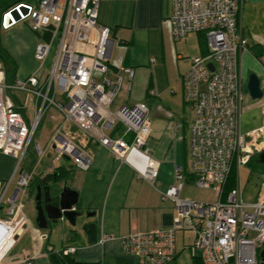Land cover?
I'll list each match as a JSON object with an SVG mask.
<instances>
[{"label":"built area","instance_id":"2783aa9c","mask_svg":"<svg viewBox=\"0 0 264 264\" xmlns=\"http://www.w3.org/2000/svg\"><path fill=\"white\" fill-rule=\"evenodd\" d=\"M244 0H171L170 20L174 39L185 38L191 32H203L209 53L190 58V67L183 76L184 99L193 108L190 125L189 151L191 174L198 188L215 192V202L181 199L179 192L186 177L180 167L174 172V182L162 195L174 200L176 215L169 226L150 231H136L122 235L120 250L135 258V264H171L178 249L176 231L190 230L193 241L189 249L202 264H259V252L264 249V197L252 202L243 199L239 186L225 192V185L233 163L239 169L252 156V147L264 150V123L250 131L240 130L243 89L240 76V55L248 51L242 37L239 14ZM100 0H39L34 6L19 3L2 15V26L7 27L29 19L34 32L50 31V42L39 41L34 57L44 60L50 44L57 39V53L50 75L42 84L31 75L17 80L14 87L35 93L57 106L66 120L79 134L57 130L50 141L52 165L64 156L74 158L82 170L91 164L87 142L104 146L117 159L129 163L139 177L153 182L158 174V161L145 147L150 135L151 120L144 103L133 106H111L125 82L130 89L134 74L132 67H122L110 77L109 52L112 46L111 30L97 20ZM26 7V11L20 9ZM17 16L12 15V11ZM264 70V55L259 59ZM212 65V68L208 66ZM0 63V151L14 155L18 163L29 147L34 127L29 128L5 95ZM45 89V93H44ZM60 90L64 103L54 96ZM52 92V96L48 93ZM120 125L129 140L114 135ZM111 132V134H107ZM39 155L44 151L35 144ZM32 175L23 172L18 179V192L9 202L8 215L21 210L20 195ZM5 190L0 183V203ZM18 200V201H17ZM18 203H17V202ZM11 223L15 232L25 216ZM12 235V237L14 236ZM44 236L41 235L40 239ZM101 238L100 242L110 239ZM75 251L63 249L64 254ZM24 258L23 261H29Z\"/></svg>","mask_w":264,"mask_h":264},{"label":"crops","instance_id":"0c3cea01","mask_svg":"<svg viewBox=\"0 0 264 264\" xmlns=\"http://www.w3.org/2000/svg\"><path fill=\"white\" fill-rule=\"evenodd\" d=\"M38 2L0 0V63L8 87L5 95L24 123L29 128L35 125L29 146L38 127L35 116L40 113L41 119L49 123L50 137L57 130L76 136L79 134L57 106L47 101L43 104V97L13 86L17 80L27 79L31 75L42 84L54 66L55 59L51 64L49 55L41 61L34 57L39 41L50 42L48 33L32 31L29 19L2 26V15L9 8L19 3L37 6ZM170 14L171 0H100L97 11L98 22L111 30L110 77L114 78L122 67H132L134 70L130 89L127 90L124 82L111 108L133 106L136 103L146 105L151 131L145 147L159 163L155 180L150 182L139 177L129 163L122 162L104 146L90 141L84 149L89 151L92 161L85 170L78 168L75 161L73 165L71 157L66 156L60 164L55 165L57 161L53 163L51 169L49 140L44 142V147L36 140L35 144H39L44 151L43 155L37 153V161L30 147L19 163L16 156L0 151V183L2 190H5L0 203V220L12 221L17 215H23L28 220V227L19 232L16 239L12 237L13 225L10 226L9 234L2 242L0 264H67L58 254L65 247H74L75 251L69 255L72 260L81 263L135 264L134 257L121 252L119 239L130 232L150 231L171 225L176 215L174 200L163 198L162 195L173 184L176 167H180L186 177L179 197L207 203L197 200L190 187L198 188L190 168L189 131L193 108L184 100L183 76L190 67V58L206 55L208 45L200 32H191L183 39H174ZM239 24L250 44L248 51L240 55L239 66L243 89L240 130L245 133L264 123V94L261 99H253L246 87L249 75L255 73L261 80L264 93V70L259 62L264 55V0H244ZM48 96H52V92ZM114 135L127 140L131 138V133L124 134L122 128ZM54 168L63 175L57 185L66 186L77 193L74 209L83 214L93 213L85 221L96 223L94 242H90L84 232L70 240L72 228L68 224L59 227L49 221L47 229H39L35 224L36 209L33 206L37 190H27L25 194L27 211L22 200L21 210L12 219L4 212L5 206H9V199L18 192L17 182L23 172L32 175L30 184L44 186L47 184L42 183V179ZM256 169L263 170L264 166L257 165ZM259 196L264 197V182L252 201ZM22 197L20 195L19 200ZM6 230L0 225V232L5 233ZM41 235L44 236L42 239ZM106 236L111 238L101 243V238ZM26 257L29 258L27 262L23 261Z\"/></svg>","mask_w":264,"mask_h":264},{"label":"water","instance_id":"95a60500","mask_svg":"<svg viewBox=\"0 0 264 264\" xmlns=\"http://www.w3.org/2000/svg\"><path fill=\"white\" fill-rule=\"evenodd\" d=\"M20 9L26 11L25 6H21ZM12 15L18 17L15 10L12 11ZM5 24L6 26L11 25L9 16L6 17ZM208 66L212 68L211 64H208ZM246 87L253 99H261L263 97L264 93L261 88V80L257 76V74L251 73L249 75ZM251 149L252 154L258 157V161L264 164V150L259 151L254 147H252ZM36 190L35 224L39 229H47L49 221L53 224H58L59 221H65L72 228L70 232H75L76 237H78L81 232H84L88 235L90 242H94L96 240V223L93 221H85L93 216V213H85L84 215L82 212L74 209V205L76 204L77 200L76 191L66 186L60 187L57 184L54 185L51 183L44 186H42L41 184H37ZM20 216L21 215H17V219L14 218V220H18ZM3 222L5 221L0 220V225L3 224ZM27 227L28 224L23 223L22 226L15 232L13 238L16 239L18 233L23 231ZM259 257V264H264V249L259 252Z\"/></svg>","mask_w":264,"mask_h":264},{"label":"rangeland","instance_id":"374dc122","mask_svg":"<svg viewBox=\"0 0 264 264\" xmlns=\"http://www.w3.org/2000/svg\"><path fill=\"white\" fill-rule=\"evenodd\" d=\"M57 47L58 46H57V39H56L54 42H52L50 44V51H49L48 55H49V61L51 62V64L54 62L55 55L57 53ZM55 97H56V100L58 102L63 101V93L60 90L57 91ZM62 103H64V102H62ZM185 103H187V102L185 101ZM56 112H57V110H56ZM35 119L38 122V127H37V130L33 136V139H32L33 141L30 144L29 149H30V151H32L34 153L33 156L35 157V161H37V159H39V156H38L37 151L35 149L36 140H38L39 143L44 147L45 146L44 142H46L48 140L50 142V140H51L50 138H52L53 136L50 137L49 127L47 126V124L49 125V123H46L45 120L41 119V113L37 114L35 116ZM62 122H64V121L62 120ZM62 122L60 124H63ZM63 161H64V159L62 157V159L60 161H57L55 163V165H58ZM71 161L73 164L74 158L71 157ZM235 175H236L235 185L240 187L243 199L246 202L252 201V199L254 198V196L256 195V193L258 191V188L264 182V169L258 170V169H254L250 165H243L239 169L237 168V172L235 173ZM190 187H191L192 192L195 194L197 200L207 201V202H215L216 201L215 192L212 191L211 189H202V188L198 189V188H195L194 186H190ZM27 190H31V191L36 192V185L31 184L28 188H26V192H27ZM22 196L23 197L19 201L23 200V203L25 204L24 210L27 211L26 210L28 208L27 199L24 198L25 194H23ZM10 204L11 203H9L7 205H10ZM33 206L35 207V202H34ZM8 207L9 206H5V208H4L5 213H7ZM14 216L15 215H12L10 217V219H12ZM64 224H67V222L59 221L57 226L60 227L61 225H64ZM175 237H176V246L178 249V255L175 258V260L172 261L171 264H195V258L193 257L192 252L188 246L193 241V232L190 230H178V231H176Z\"/></svg>","mask_w":264,"mask_h":264},{"label":"trees","instance_id":"16d2710c","mask_svg":"<svg viewBox=\"0 0 264 264\" xmlns=\"http://www.w3.org/2000/svg\"><path fill=\"white\" fill-rule=\"evenodd\" d=\"M240 29H241V27H240ZM40 33V32H39ZM41 33H48L49 35H50V31L49 30H43V31H41ZM201 34H202V36L204 37V40L206 41V36H205V34L203 33V32H200ZM241 34H242V29H241ZM242 37L244 38V39H246L244 36H243V34H242ZM247 40V39H246ZM42 41H44V40H42ZM207 43V42H206ZM247 45H248V48L250 47V44L248 43V40H247ZM209 53V48H208V51H207V54ZM206 54V55H207ZM202 56H205V55H202ZM120 128V125H117L116 126V129H115V131H117L118 129ZM255 162H254V161ZM246 165H250V166H252L254 169H256V167L255 166H257V165H261V166H264V164H262V163H260V162H258V157L257 156H255V155H252L251 157H250V159H249V161L247 162V164ZM237 172V166H236V164L235 163H233L232 164V166H231V169H230V172H229V175H228V179H227V182H226V185H225V192H227V190H229V189H231L234 185H235V179H236V175H235V173ZM192 176H193V180L195 179V177H194V175L192 174ZM63 179V175H62V173L61 172H57V168H54V170L51 172V173H49L48 175H46L43 179H42V183H45V184H49V183H51V184H57L58 182H60V180H62ZM31 183V182H30ZM29 183V186L31 185ZM37 185V184H36ZM28 186V187H29ZM70 240H74V239H76V236H75V234L73 233V232H71L70 233ZM189 246V245H188ZM66 248V247H65ZM63 249L64 248H62V249H60V251L58 252V254H59V256H60V258L61 259H63V261L65 262L66 261V263L67 264H93V263H81V262H78V261H75V260H72V257L69 255V254H64L63 253ZM178 255V254H177ZM177 257V256H176ZM194 258H195V264H202L201 263V260L199 259V257H197V256H193Z\"/></svg>","mask_w":264,"mask_h":264},{"label":"bare ground","instance_id":"6f19581e","mask_svg":"<svg viewBox=\"0 0 264 264\" xmlns=\"http://www.w3.org/2000/svg\"><path fill=\"white\" fill-rule=\"evenodd\" d=\"M15 219H17V216L14 217ZM3 225L5 228H7L6 232L3 233V232H0V250H1V246H2V242H3V239H5V237H7V235L9 234V228L10 226L12 225L11 223H6V222H3Z\"/></svg>","mask_w":264,"mask_h":264}]
</instances>
